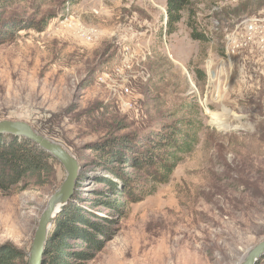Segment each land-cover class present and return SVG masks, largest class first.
Instances as JSON below:
<instances>
[{"label":"rangeland","instance_id":"obj_1","mask_svg":"<svg viewBox=\"0 0 264 264\" xmlns=\"http://www.w3.org/2000/svg\"><path fill=\"white\" fill-rule=\"evenodd\" d=\"M165 9L166 0H0V122L26 123L78 161L67 205L104 228L86 227L102 247L84 264H238L264 240V28L219 73L225 36L263 25L264 0H193L171 35ZM209 62L218 77L206 74ZM189 105L200 111L199 144L133 203L134 187L151 188L134 155L104 166L99 150L139 144ZM65 177L47 161L0 191V248L16 249L12 264H28Z\"/></svg>","mask_w":264,"mask_h":264},{"label":"trees","instance_id":"obj_2","mask_svg":"<svg viewBox=\"0 0 264 264\" xmlns=\"http://www.w3.org/2000/svg\"><path fill=\"white\" fill-rule=\"evenodd\" d=\"M192 1L166 0L165 35L175 32L184 13L192 7ZM190 15L192 18L193 12ZM187 25L190 27L189 22ZM191 36L198 42L209 41L203 34H196L194 31ZM199 74L202 76L201 72ZM181 111H183L182 120L158 126L155 131L142 136L139 144L132 147H117L113 141L105 143L99 150L101 158L104 159V166H108L111 162L124 161V159L127 161L129 157L125 158L123 152L134 155L132 158L135 169L146 177L151 188L134 187L139 191L135 192L139 196L132 201L133 203L151 195L157 186L167 184L183 157L191 154L199 144L204 127L198 107L189 105ZM47 161L55 160L31 142L13 136H0V191H9L25 180H29L33 175L41 173ZM129 192L124 190L123 193ZM123 193L120 194L121 197L124 196ZM105 203L111 209H118L116 200ZM86 227L95 233L104 232L103 226L92 223L80 212L75 211L74 207L65 206L55 219L54 228L49 233L42 264H84L92 260L95 253L101 249L102 243ZM67 240L79 241L78 249H73L74 247ZM18 255L16 249L10 246L1 247L0 264H12L19 257ZM261 261L264 264V257Z\"/></svg>","mask_w":264,"mask_h":264},{"label":"water","instance_id":"obj_3","mask_svg":"<svg viewBox=\"0 0 264 264\" xmlns=\"http://www.w3.org/2000/svg\"><path fill=\"white\" fill-rule=\"evenodd\" d=\"M0 135L18 137L31 142L56 160L66 172L60 189L48 199L39 218L28 254V264H42L49 233L55 219L63 211L75 191L80 169L79 163L65 147L37 133L26 123L1 121ZM263 257L264 240L248 249L238 264H256Z\"/></svg>","mask_w":264,"mask_h":264},{"label":"built area","instance_id":"obj_4","mask_svg":"<svg viewBox=\"0 0 264 264\" xmlns=\"http://www.w3.org/2000/svg\"><path fill=\"white\" fill-rule=\"evenodd\" d=\"M264 28V21H263V25H258L256 24V22L254 20H250L245 24L244 27V34L242 33L241 36L239 35V32H233L229 35H226L224 38L225 41V46L223 48V55L221 56L219 62L221 61V65L219 66V73L220 71H225L227 72L226 68H225V64H223L227 59H230V55L234 54L235 51L237 52L240 48L242 47H247L248 45H250V43H252L253 39H255L256 43H258V41L256 40V35L258 34V32H261V29ZM243 35L245 37H243ZM239 40H241V42H239ZM217 62V64L219 63ZM210 64V62H209ZM211 65V66H210ZM209 67L207 66L206 68V74L208 75V77L210 78V76L212 75L213 77H218V74H215L216 70L214 71L213 68V64H210ZM214 71V72H213ZM226 75V73H225ZM219 92H216V94H218ZM218 101V100H216ZM205 103V102H204ZM201 104V103H200Z\"/></svg>","mask_w":264,"mask_h":264},{"label":"bare ground","instance_id":"obj_5","mask_svg":"<svg viewBox=\"0 0 264 264\" xmlns=\"http://www.w3.org/2000/svg\"><path fill=\"white\" fill-rule=\"evenodd\" d=\"M222 126H224V125H222ZM244 257V256H243Z\"/></svg>","mask_w":264,"mask_h":264}]
</instances>
